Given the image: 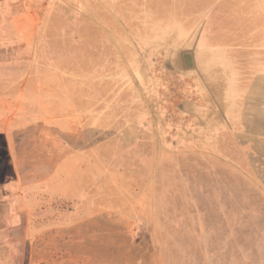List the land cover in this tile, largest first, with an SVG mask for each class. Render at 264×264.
<instances>
[{
	"label": "rangeland",
	"instance_id": "obj_1",
	"mask_svg": "<svg viewBox=\"0 0 264 264\" xmlns=\"http://www.w3.org/2000/svg\"><path fill=\"white\" fill-rule=\"evenodd\" d=\"M225 1L186 11L175 55L142 40L144 17L0 0V175L18 220L3 264H264V87L225 72L214 91L200 64ZM255 34L227 58L262 59Z\"/></svg>",
	"mask_w": 264,
	"mask_h": 264
},
{
	"label": "bare ground",
	"instance_id": "obj_2",
	"mask_svg": "<svg viewBox=\"0 0 264 264\" xmlns=\"http://www.w3.org/2000/svg\"><path fill=\"white\" fill-rule=\"evenodd\" d=\"M204 1L206 0H88L86 3L90 10L114 8L127 15L139 16L140 19L144 17L145 28H142L141 31L142 40L147 43L156 42L158 46H164L165 48L170 45L176 55L179 51L175 45L183 39L180 35L173 36V31L181 28L183 31H180L184 33L185 29L179 26L180 18L185 15L186 11L196 8ZM110 6L111 8H109ZM238 10L242 11V13L246 12L248 17H241V19L237 17L236 11ZM263 11L264 0H226L219 5L216 10L217 15L211 21V25H214L213 31L216 33L212 38L216 42L218 49L216 51L204 49L201 54L199 53L202 61L200 64H202L201 67L205 76L203 81L206 86L214 91H222L225 85L224 80L227 81L226 78H230L229 76H223V73L227 72L239 77L241 80L243 77H250L253 85L264 87V57L262 59H260V56L257 59L252 58L249 55V49L235 51L231 59L227 58L226 53L227 47L231 45L230 43L238 39L239 33H251L247 28L257 16L262 15L261 12ZM241 21L243 23L248 21L250 24L245 25ZM255 39L258 43L257 51L255 52H261L264 55V25L259 27L255 34ZM220 41L224 46L220 47L218 45ZM210 46L214 45H208L209 48ZM254 57H256L255 54ZM175 58L178 60H175L176 62L181 59ZM255 86H253L254 90H256L255 93L261 91L260 88L258 89ZM261 109H257L256 114H258V117L255 118V121L261 124L259 129H257L260 132L259 134L264 133V111L262 112ZM245 151L248 152L247 150Z\"/></svg>",
	"mask_w": 264,
	"mask_h": 264
},
{
	"label": "crops",
	"instance_id": "obj_3",
	"mask_svg": "<svg viewBox=\"0 0 264 264\" xmlns=\"http://www.w3.org/2000/svg\"><path fill=\"white\" fill-rule=\"evenodd\" d=\"M261 13L262 15L257 16L256 19L251 24L248 21H244V23L243 21H241L242 24H245V25L250 24L247 30L249 29V31H251V34L256 33L259 27L264 25V11ZM210 15L211 14L207 12L203 13L201 16V21L199 23L195 22L194 24H191V29H189L190 30L189 32H192V33H194L197 30H200L202 32L201 38H200L201 42H202L203 36L205 35V32H207L206 24L208 23L207 19ZM194 25H197V26L194 27ZM192 38L193 36L188 38L187 42L189 43V41H191L189 39H192ZM246 38L254 40L253 45H256L254 44L256 42V39L249 38V37H246ZM189 45L193 46L194 44L189 43ZM235 46H238V45H235ZM2 183L3 182L1 179V175H0V264H3V262L7 260L8 257L12 256L13 249H15V247H13L12 245L14 244L15 239H16L14 236V232L16 233V230H17L16 224L18 223L17 211L15 208L13 209L14 205L11 203V201H7L8 200L7 196L3 193L4 191H3ZM15 251L16 250H14V252Z\"/></svg>",
	"mask_w": 264,
	"mask_h": 264
}]
</instances>
